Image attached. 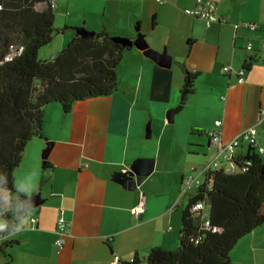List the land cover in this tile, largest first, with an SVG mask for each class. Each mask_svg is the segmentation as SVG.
Wrapping results in <instances>:
<instances>
[{
  "label": "crops",
  "instance_id": "crops-1",
  "mask_svg": "<svg viewBox=\"0 0 264 264\" xmlns=\"http://www.w3.org/2000/svg\"><path fill=\"white\" fill-rule=\"evenodd\" d=\"M163 1L56 0L54 47L46 61L77 35L104 30L135 40L138 28L151 48L163 52L166 47L172 62L161 66L134 47L124 54L118 90L111 96L78 102L69 113L59 105L46 109L41 136L29 142L16 170H39L34 194L45 203L33 211L36 224L29 221L18 236L0 241V246L9 243L11 257L0 254V264H110L115 257L125 263L139 258L143 264L154 248L177 250L183 201L192 194L184 193L185 180L193 175L205 181L202 171L210 164L204 161L218 158L207 132L222 121L228 142L258 124L264 109V0H222L218 16L229 20L211 27L186 15L197 0ZM141 2L148 3L150 31L159 38L150 37ZM244 23L256 28L236 29ZM226 66H232L231 74L223 72ZM240 69L247 71L243 84L238 83ZM189 73L200 76L182 106L180 93ZM170 109H177L174 123L167 118ZM259 131L264 149L263 128ZM48 142L53 143L47 160L52 170L43 169ZM249 149L243 143L235 153L246 155ZM256 153L264 160V153ZM143 158L155 159L156 165L141 187L130 191L113 181L115 173ZM141 192L147 195V210L135 222L131 211ZM60 219L72 227L57 254ZM231 257L233 264H264V226L241 240Z\"/></svg>",
  "mask_w": 264,
  "mask_h": 264
},
{
  "label": "trees",
  "instance_id": "trees-1",
  "mask_svg": "<svg viewBox=\"0 0 264 264\" xmlns=\"http://www.w3.org/2000/svg\"><path fill=\"white\" fill-rule=\"evenodd\" d=\"M40 5L46 9L39 10ZM55 32L49 0H0V170L9 174L20 166L29 142L41 136L50 105L69 113L78 102L118 90V67L129 48L102 30L88 37L77 35L51 61H40L39 52L53 42ZM199 76H186L183 93L188 97ZM236 161L250 164L248 170L210 172L189 197L177 250L154 248L143 264H233L237 244L264 226V160L250 148ZM43 169L52 166L46 163ZM200 202L209 206L210 227L192 212ZM7 247L9 243H3L0 254L11 259ZM141 263L136 258L135 264Z\"/></svg>",
  "mask_w": 264,
  "mask_h": 264
},
{
  "label": "built area",
  "instance_id": "built-area-1",
  "mask_svg": "<svg viewBox=\"0 0 264 264\" xmlns=\"http://www.w3.org/2000/svg\"><path fill=\"white\" fill-rule=\"evenodd\" d=\"M158 2L163 3V0H157ZM222 0H197L196 6L191 9H186L185 13L192 18L200 19L205 22L207 27H211L216 23L227 22L229 18L220 19L218 16V8L219 4ZM49 4L52 9L56 7V0H49ZM236 29L245 27L247 29H255L256 25L244 23V24H237ZM248 50L252 51V45L248 46ZM223 72L225 74H231L233 72L232 66H226L223 68ZM246 69H240L238 74V83L243 84L245 83V75ZM222 121H217L215 123V129L207 132V136L211 139V142L217 148L218 158L209 166H207L203 171L202 174L207 175L210 172L216 170H225V172L229 174L235 173H243L248 170V166L239 165L236 161V150L239 148L240 145L246 143L250 146V148H254L255 151L257 150L259 153H264V149L259 147V136L260 131L259 128H263L264 133V109L261 110L259 114V122L256 126L251 127L244 132H242L237 137L233 138L231 141H224L223 133H222ZM125 172V171H124ZM205 183L204 180L200 179L199 177H195L190 175L185 180L184 186V193H193L196 189L203 186ZM147 195L145 192H141L139 195V200L136 206L132 209L131 214L135 222H140L147 210ZM206 202H200L196 204L192 208L193 214L196 215L198 219L205 223V227H210L211 223L209 221V210H206L207 207ZM30 221L33 224L38 222L37 216H33ZM72 227V223L70 221L60 219L57 223L56 233H57V240L55 241V247L57 254L62 253L65 249L66 241L68 237V232ZM136 259H131L128 263L123 262L119 257H115L110 264H135Z\"/></svg>",
  "mask_w": 264,
  "mask_h": 264
},
{
  "label": "clouds",
  "instance_id": "clouds-1",
  "mask_svg": "<svg viewBox=\"0 0 264 264\" xmlns=\"http://www.w3.org/2000/svg\"><path fill=\"white\" fill-rule=\"evenodd\" d=\"M40 176L36 168H24L11 174L0 170V241L18 236L28 226ZM9 213L11 219L8 218Z\"/></svg>",
  "mask_w": 264,
  "mask_h": 264
},
{
  "label": "water",
  "instance_id": "water-1",
  "mask_svg": "<svg viewBox=\"0 0 264 264\" xmlns=\"http://www.w3.org/2000/svg\"><path fill=\"white\" fill-rule=\"evenodd\" d=\"M137 32H139V34L137 39L135 40L120 38V37H115L114 40L117 43L122 44L124 47L129 48L130 50L136 47L137 49L144 51L148 57L160 63L161 66L169 67L172 62V57L169 56L167 49L165 48L163 52L154 50L147 42L146 36L140 32V29L137 28ZM94 34L95 33L85 34L83 37L92 36ZM187 99L188 97L184 93L181 101L182 106L186 104ZM176 113H177V109H172L168 113L167 118L169 123H174ZM52 146L53 143L51 142L47 143V148L45 149L42 157L44 160L43 164L47 163V160L51 153ZM155 165H156L155 159H146V158L137 159L133 162V164L131 165L128 171L125 172L121 171L115 173L113 176V181L122 185L124 188H128L130 191H135L139 187H141L143 183L147 180V178L154 173ZM33 202H34V210L39 209L45 203V201L41 199L40 193H36L33 195Z\"/></svg>",
  "mask_w": 264,
  "mask_h": 264
},
{
  "label": "rangeland",
  "instance_id": "rangeland-1",
  "mask_svg": "<svg viewBox=\"0 0 264 264\" xmlns=\"http://www.w3.org/2000/svg\"><path fill=\"white\" fill-rule=\"evenodd\" d=\"M141 5H142L141 10L144 11V15H143V22H144V25H145L146 27L149 28V32H150V34H151V33H152V30L150 31V28H151V23H152V13L150 12V9H149V5H148V3L141 2ZM186 15H187V14H186ZM187 16H188V15H187ZM140 25H141V24H140ZM153 30L155 31V29H153ZM141 33H142L143 35L146 36V33H144L143 31H141ZM150 37L159 38V36L156 35V32H155L154 34L152 33V35H151ZM146 39H147V37H146ZM51 44H52V43H51ZM51 44H50L49 46L43 48V49L41 50V53L39 52V60H40V61H46V60H49V57L47 56V52L50 51L51 49H53V47H54V44H53V45H51ZM149 44H150V43H149ZM164 44H165V43H164ZM150 45H151V44H150ZM165 48H166V47H165ZM165 48H164V50H165ZM176 51H178V49H176ZM169 56H171V55H169ZM180 70L182 71V69H180ZM186 70H187V72H188V71L190 72V70H193V69H186ZM183 94H184V93H180V99H182ZM187 97H188V96H187ZM188 98H189V97H188ZM170 110H171V109H170ZM237 150H238V149H237ZM204 162H205L206 165H209V164H212V163L214 162V159H212V158H208V159L205 160ZM187 205H188V201H187V199H185V200L183 201V210L186 209ZM206 210H207V211L209 210V206L206 207Z\"/></svg>",
  "mask_w": 264,
  "mask_h": 264
}]
</instances>
